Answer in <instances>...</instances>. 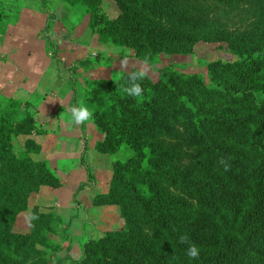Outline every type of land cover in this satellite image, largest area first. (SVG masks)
<instances>
[{
  "label": "trees",
  "instance_id": "16d2710c",
  "mask_svg": "<svg viewBox=\"0 0 264 264\" xmlns=\"http://www.w3.org/2000/svg\"><path fill=\"white\" fill-rule=\"evenodd\" d=\"M61 2L69 11L81 8L100 46H123L135 60L147 55L151 67L160 54L198 55L199 43L213 47L205 55L222 49L230 56L205 63L208 82L176 65L160 67L156 80L141 82L143 99L124 93L126 74L85 81L84 101L102 135L95 150L113 157L109 189L93 204L117 205L123 227L83 243L73 264H264V0ZM22 5L0 0V27L16 21ZM43 5L51 20L54 9ZM217 7L251 21L233 35L201 29ZM21 107L11 98L0 108V264H47L36 261L37 249H53L47 235L58 233L61 219L34 210L29 234L16 233L14 220L31 194L58 188L61 180L46 162L31 159L40 151L32 139L39 130L28 111L19 115ZM176 124L196 167H179L177 153L165 147ZM18 136L25 139L16 146ZM123 147L133 151L125 160L116 158ZM180 193L193 197L196 208ZM181 235L200 248L198 259L188 257Z\"/></svg>",
  "mask_w": 264,
  "mask_h": 264
},
{
  "label": "crops",
  "instance_id": "0c3cea01",
  "mask_svg": "<svg viewBox=\"0 0 264 264\" xmlns=\"http://www.w3.org/2000/svg\"><path fill=\"white\" fill-rule=\"evenodd\" d=\"M53 4L48 5L54 8ZM52 14L48 20L43 0H34L32 5L21 6L16 21H7L1 27L0 108L7 106L11 98L21 102L19 115L28 111L39 130L32 139L41 149L32 159L46 162L61 180L58 188L40 191L43 196L48 192L62 222L60 231L51 239L55 260L60 262L70 247H75L82 257V244L111 230L110 222L117 214L114 207L91 206L93 196L108 190L113 157L95 151L102 135L93 122L74 125L67 111L78 102L91 110L83 97L85 81L98 79V71L109 67L111 59L105 55L109 56L112 48L100 46L97 37L90 35L85 16L83 23L66 27L54 10ZM59 24L67 34L84 29L80 36L88 34V40L79 37L74 48H69L65 40L63 48L51 53L43 33L57 32ZM23 140L18 136L16 143L21 145ZM128 153L130 148L123 147L116 158L125 160ZM80 204L95 216L94 223L88 224L80 206L73 207Z\"/></svg>",
  "mask_w": 264,
  "mask_h": 264
},
{
  "label": "rangeland",
  "instance_id": "374dc122",
  "mask_svg": "<svg viewBox=\"0 0 264 264\" xmlns=\"http://www.w3.org/2000/svg\"><path fill=\"white\" fill-rule=\"evenodd\" d=\"M4 1V0H3ZM6 1V0H5ZM47 4H53L54 5V13L58 15L60 18V21H62L64 26H77L80 23H83L84 21V15L81 10V8L74 9L72 11H69L67 6L61 2V0L54 1V0H45ZM21 4L23 5H32L34 3V0H20ZM102 8L105 11L106 7L103 5ZM212 9V8H211ZM14 13V9H12ZM11 12V11H10ZM64 12V14H63ZM48 13V12H47ZM109 17L115 16L114 12H109L107 13ZM86 17V23H87V28L90 33V28H89V18ZM251 20L247 15H244L241 11L227 8V7H217L216 9L211 10L208 20L204 24L201 29L203 30H214L219 33H224V34H235L237 31L244 29L250 22ZM4 28V26H3ZM0 27V31L3 29ZM58 30L57 32H53L50 34L48 32V35H45L43 33V36L45 39L49 41V46H50V52L52 53L53 50H57L59 47L63 48V44L66 40L67 43H69L68 47L69 48H74L76 47V41L79 37H81L84 40H88V34L87 35H82L84 33V29H79L75 30V32L67 34L65 32V28L59 24V26L56 27ZM67 34V35H66ZM90 35H93L90 33ZM102 46V45H101ZM111 47L110 55L106 56V58H110L111 62H109V67L108 68H102L101 70L98 71L97 78H102V79H116L121 75V68H120V59L124 54H127L130 58V64L135 63L137 60H133V58L130 56L131 50L128 48H125L123 46H118V45H108ZM198 48L197 53L198 55H191V56H186L184 54H160V57L158 61L155 63L154 66H152V70L149 73V77L153 80L157 79V72L156 70L160 67L164 66H174L176 65L177 70H182L185 73L192 74L196 73L199 74L206 82H208V74L205 69V63L208 61H212L215 59H221V60H226L229 59L230 56L222 49H218L216 52H213L212 54L205 55L210 49H213L212 46L206 45L203 43H199L196 46ZM222 47H225L222 45ZM101 49V48H100ZM100 49L97 51L99 55H101ZM96 53L93 52L92 55H95ZM205 55V57H204ZM198 56V57H197ZM198 58V60H197ZM107 66V65H106ZM138 67V66H137ZM132 68L129 67L126 72L131 71ZM25 139V138H24ZM24 140L22 141L23 144ZM14 143L16 146L19 144L16 143V138H14ZM21 144V145H22ZM38 144V143H37ZM164 144L165 147L168 148L170 151L177 153L176 157V164L183 168H191V167H196L198 165V160L194 156L193 149L189 143L188 136L184 130V128L180 124H176L173 127V132L171 133L170 136L164 138ZM95 148V147H94ZM41 149V148H40ZM96 151V150H95ZM40 152V151H39ZM38 152V153H39ZM99 154V153H98ZM146 154H148L146 152ZM33 154L30 155V157ZM103 155V154H100ZM133 155V151L130 149V153H128V156L126 157L129 158ZM32 159V157H31ZM33 160V159H32ZM34 162H43V161H35ZM112 175V172H111ZM110 182V181H109ZM43 188H48L51 189L49 186H42L37 192L33 193L29 197V202H28V207L25 211L20 212L14 220V231L16 233L20 234H29L31 232L30 225L28 222H26L25 219V213H27L29 210L33 212L36 210L40 214H53L59 217L58 212H57V207L53 206L52 198L49 197L48 192L45 194L46 196H43L41 194V189ZM109 189V186H108ZM108 191V190H107ZM107 193V192H105ZM105 193H100V194H105ZM98 195V194H96ZM95 195V196H96ZM38 196V197H37ZM91 200V206L92 208L98 209L101 207H114L117 210L116 216L111 220L110 224H113V228L111 230H107L105 233L109 231H118L121 230L123 227V219L120 216V210L117 205H101L97 206L93 204L94 197ZM180 198L185 200L189 206H191L192 209H195L197 206V201L191 197L188 196L184 193L179 194ZM82 204V203H81ZM75 205L73 207H79L83 209L85 212V219L88 221V224L94 223L95 216L91 214L90 212L86 211V209L83 208V205ZM60 218V217H59ZM111 218V216H110ZM110 221V220H109ZM62 223L59 222L58 226V231H60ZM108 225V223H107ZM104 233V234H105ZM102 233L100 236L97 237H91L88 239V241H93L96 239H99L104 236ZM56 234L53 233H48L47 235V241H51V239L55 236ZM40 251L36 256V261L37 260H43L46 261L47 264H73L74 261H77L81 258L80 252L75 248V247H70L68 250V254L65 259H63L60 262H57L55 260L56 253L52 249H46V248H39L37 249ZM35 261V259H34ZM31 263V262H30ZM29 263V264H30Z\"/></svg>",
  "mask_w": 264,
  "mask_h": 264
},
{
  "label": "clouds",
  "instance_id": "9594fccd",
  "mask_svg": "<svg viewBox=\"0 0 264 264\" xmlns=\"http://www.w3.org/2000/svg\"><path fill=\"white\" fill-rule=\"evenodd\" d=\"M130 61L131 60L127 54H124L120 59L121 75L126 74V86L123 88V91L129 97L143 99L145 90L142 87L141 82L148 77L150 71L152 70L150 58L146 55L142 60H137L135 63L130 64ZM129 67L132 68L130 73L126 72ZM117 79H119V77H117ZM67 111L71 114L70 119L74 125H82L93 120V112L82 102H78L74 106H69ZM219 164L223 166L225 171L229 170L230 166L223 157L220 159ZM25 219L26 222L32 226L31 222L37 220L38 216L29 210L25 213ZM179 240L180 243L188 244L187 255L189 258H199L200 248L195 244L189 243V238L186 235H181Z\"/></svg>",
  "mask_w": 264,
  "mask_h": 264
}]
</instances>
